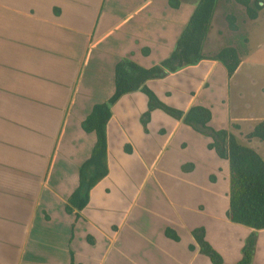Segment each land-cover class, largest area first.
<instances>
[{"label": "crops", "instance_id": "crops-1", "mask_svg": "<svg viewBox=\"0 0 264 264\" xmlns=\"http://www.w3.org/2000/svg\"><path fill=\"white\" fill-rule=\"evenodd\" d=\"M197 1L0 0V264H213L193 239L198 227L221 264L241 258L254 229L227 217L228 160L209 148L210 137L159 108L145 130L140 90L111 107L107 175L83 209L66 210L96 140L82 121L113 94L117 62L151 67L168 57ZM263 12L264 3L249 19L241 4L217 1L202 53L236 46L240 63L230 78L220 62L202 59L146 85L171 107L209 108V126L245 137L264 111L255 120L246 113L251 128L243 132L231 88L252 36L241 43L239 21L264 28ZM259 45L264 52V40ZM252 264H264V229L256 230Z\"/></svg>", "mask_w": 264, "mask_h": 264}, {"label": "trees", "instance_id": "trees-1", "mask_svg": "<svg viewBox=\"0 0 264 264\" xmlns=\"http://www.w3.org/2000/svg\"><path fill=\"white\" fill-rule=\"evenodd\" d=\"M218 0H198L186 25L181 31L170 55L151 67L122 58L115 66V88L105 101L94 104L91 112L82 121V128L95 133V144L87 160L79 166V183L66 203V210L83 209L89 201L91 188L108 173L107 166V123L111 117V107L124 94L140 90L147 96V110L141 121L144 129L153 109L159 108L175 119L181 120L194 130L211 138L209 148L227 159L229 164V207L227 217L231 222L253 228L245 238L241 248V258L235 264H252L256 245V230L264 229V159L256 150L242 144L226 129L209 126L211 111L202 105H193L186 111L163 103L146 85V81L166 76L185 66L194 65L202 59L220 62L230 78L240 63V50L231 44L222 46L215 54L205 56L202 46L209 31L211 19ZM245 8L247 18L255 19L263 4L262 0H233ZM231 30H237L234 15H226ZM247 38H242L246 43ZM237 127V126H236ZM247 140L259 139L264 144V118L257 122L245 135ZM166 236L178 240L171 228H166ZM192 236L199 251L209 257L213 264H221V255L205 239L204 228L192 230ZM190 249L194 246L189 245ZM70 264H75L73 261Z\"/></svg>", "mask_w": 264, "mask_h": 264}, {"label": "rangeland", "instance_id": "rangeland-1", "mask_svg": "<svg viewBox=\"0 0 264 264\" xmlns=\"http://www.w3.org/2000/svg\"><path fill=\"white\" fill-rule=\"evenodd\" d=\"M232 0H226V2ZM262 4L264 0L260 1ZM223 3L219 5V9L217 12V17H221L223 14ZM228 7V6H227ZM233 10V7L230 6L227 9V12ZM238 19L240 16H243V13H239L236 11ZM262 20H264V12L262 14ZM239 21V20H238ZM240 28L244 33L241 36H247V34H251V42H250V49L249 53L244 59V64L241 70L238 72L235 80L233 82V90L231 88V100L237 101V107L240 109L241 113V124L243 128V132L250 130L251 128V121H245L249 115H245L246 113L250 114L249 119H257L260 115V112L264 111V105H262L264 101V97L258 94L263 88L264 91V52L260 49L259 41L264 40V28L262 24L257 23L255 29L253 28H246L243 23L239 21ZM254 33V35H253ZM239 39V38H238ZM242 43V40H241ZM230 44V43H227ZM250 77L252 78L253 82L258 85V89L254 85H250ZM234 104V103H233ZM252 111V112H250ZM264 114V113H262ZM239 140L242 144L248 145L256 150L262 158L264 159V144L257 138L251 139L250 143L248 144L246 141V137L240 136Z\"/></svg>", "mask_w": 264, "mask_h": 264}, {"label": "water", "instance_id": "water-1", "mask_svg": "<svg viewBox=\"0 0 264 264\" xmlns=\"http://www.w3.org/2000/svg\"><path fill=\"white\" fill-rule=\"evenodd\" d=\"M260 4H262V3L260 2Z\"/></svg>", "mask_w": 264, "mask_h": 264}]
</instances>
